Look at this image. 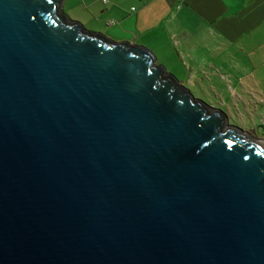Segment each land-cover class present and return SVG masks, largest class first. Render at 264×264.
Returning a JSON list of instances; mask_svg holds the SVG:
<instances>
[{
    "label": "water",
    "instance_id": "1",
    "mask_svg": "<svg viewBox=\"0 0 264 264\" xmlns=\"http://www.w3.org/2000/svg\"><path fill=\"white\" fill-rule=\"evenodd\" d=\"M64 0H0V264H264V138Z\"/></svg>",
    "mask_w": 264,
    "mask_h": 264
},
{
    "label": "crops",
    "instance_id": "2",
    "mask_svg": "<svg viewBox=\"0 0 264 264\" xmlns=\"http://www.w3.org/2000/svg\"><path fill=\"white\" fill-rule=\"evenodd\" d=\"M98 3L102 6L96 14L93 6ZM86 11L90 20L108 24V19H112L115 24L108 25L117 27L114 39L119 42L131 41L147 47L149 43L161 44L160 37L161 45L173 44L174 37L177 46L188 54L196 47L212 49V56L217 51L213 56L217 68L223 63L218 61L219 52L232 51L233 64L224 63L225 66L241 65L247 73L237 77L239 73L229 70L228 77H224L233 79L238 86L246 79L253 85L247 91L245 108L254 112L251 99L256 98L264 123V0H109L106 4L98 0ZM206 57L201 56L197 63L203 64Z\"/></svg>",
    "mask_w": 264,
    "mask_h": 264
},
{
    "label": "rangeland",
    "instance_id": "3",
    "mask_svg": "<svg viewBox=\"0 0 264 264\" xmlns=\"http://www.w3.org/2000/svg\"><path fill=\"white\" fill-rule=\"evenodd\" d=\"M98 0H64L63 10L64 13L72 20L81 22L85 28L95 33H101L114 41L115 29L117 27L109 26L105 21L98 19L90 20L89 14L86 11V7L91 3ZM99 4V3H98ZM101 4L93 6L96 14H99ZM107 20V19H105ZM112 21V19H108ZM173 44H162V37L159 42L161 44L155 45L149 43L147 48L154 53L157 59L158 65H163L166 71L175 75L181 85L190 91L192 96L199 101L207 104L209 107L222 111L227 115L229 119L228 123L231 126L238 127L242 131L249 132L252 136L263 139L264 135V123L259 114V102L258 100L251 99L254 103V112L250 109H246L245 105L248 104V90L253 86L246 79L245 82L238 86L233 79H227L230 71L233 73H239V76H243L247 73V68L237 65L234 68L225 66L224 63L232 65L233 61L231 57L232 51H220L218 61L223 63L219 64V68L215 67L217 61L213 56L218 52L214 51L213 56L211 50L208 48L194 49V51L188 54L182 46H177L176 39L172 38ZM207 53V55L205 54ZM196 54V58L194 57ZM201 56H207L203 64L197 63ZM237 56V55H236ZM197 59V61H194ZM239 61V59H238ZM240 62V61H239ZM230 70V71H229ZM252 70V69H249ZM242 74V75H240ZM243 89V90H242Z\"/></svg>",
    "mask_w": 264,
    "mask_h": 264
},
{
    "label": "built area",
    "instance_id": "4",
    "mask_svg": "<svg viewBox=\"0 0 264 264\" xmlns=\"http://www.w3.org/2000/svg\"><path fill=\"white\" fill-rule=\"evenodd\" d=\"M99 1H101L103 4H106L109 0H99ZM108 24L109 25H114L115 22L114 21H109Z\"/></svg>",
    "mask_w": 264,
    "mask_h": 264
}]
</instances>
